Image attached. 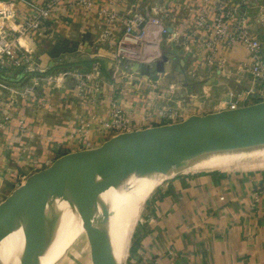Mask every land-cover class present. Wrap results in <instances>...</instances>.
<instances>
[{
    "label": "crops",
    "instance_id": "obj_1",
    "mask_svg": "<svg viewBox=\"0 0 264 264\" xmlns=\"http://www.w3.org/2000/svg\"><path fill=\"white\" fill-rule=\"evenodd\" d=\"M46 1L17 0L15 17L7 29L16 28L33 13L34 6ZM144 4L145 0H95V10L91 13L56 8L52 17L33 33V40L26 44L33 59L32 66L53 74L58 70L88 67L91 60L99 59L108 68L112 44L122 33L125 18L142 9ZM150 6L165 15L168 34L160 41L148 40L143 48L147 56L145 62L152 56L149 51L154 49L170 62L169 70L174 66L181 70L184 78L178 81L179 85L173 80L169 83L175 89L181 88L179 96L192 100L206 94L212 96L213 101H228L229 90L245 91L250 87L259 90L254 87L252 77L237 67L247 55L242 45L220 46L214 63L206 60L203 40L208 30L196 26L193 19L198 8L203 10L205 21L211 23L218 7L237 6L251 20L264 56V22L258 23L256 16L264 13V0H150ZM99 8L116 14L110 35L104 40L100 38L99 27L104 28L106 24L97 14ZM261 19L264 20V14ZM196 52L201 56L195 55ZM219 62L224 65L218 67ZM142 66L148 74L142 73ZM137 69V77L118 78L113 84L109 83L112 86L104 83L103 96L95 103L91 101L89 84L85 94L77 96L73 76L67 77L59 87L38 86L37 93L17 97V102L0 101V115L9 119L0 126V185L3 183L6 191L11 192L30 174L50 165L57 157L79 150L74 137L76 116H104L107 95L111 93L131 112L134 130L150 126L144 120L147 114L151 116L150 124L159 123L157 111H153L154 103L151 106L148 99L170 71L158 74L148 63ZM16 71L9 69L5 76L15 81ZM102 73L105 80L110 81L108 71ZM14 84L23 85L21 81ZM41 101L47 105L37 108ZM216 109L217 104H214L210 112ZM90 139L101 144L104 136L93 133ZM263 176L264 165L243 161L227 169L187 170L170 177L147 200L148 207L145 205L141 226L134 233L125 264H147L153 259L162 264H264V195L255 201L252 194Z\"/></svg>",
    "mask_w": 264,
    "mask_h": 264
},
{
    "label": "built area",
    "instance_id": "obj_2",
    "mask_svg": "<svg viewBox=\"0 0 264 264\" xmlns=\"http://www.w3.org/2000/svg\"><path fill=\"white\" fill-rule=\"evenodd\" d=\"M17 0H0V71L12 69L17 70L22 68L20 81L23 85L17 87L14 83L7 82L0 78V94L7 92L11 96L24 97L37 93L38 86L52 85L59 87L64 80L69 77H75V86L77 96L85 94V87L89 84L92 89L91 101L95 103L103 96L101 91L104 83L112 86L118 78L126 77L138 71L135 65H141L152 62L160 57L157 50L149 51L151 58L145 62L143 48L148 40L154 38L155 41H160L161 37L168 34L167 23L164 20L163 12H159L155 7L150 6V0H145L143 8H139L132 13L131 16L125 18L124 26L121 35L116 38L111 47V58L108 63V68L102 66L100 60L94 61L87 71H79L77 69L58 70L53 74H49L45 68H35L32 66L33 59L28 54L26 44L33 40V33L38 30L43 22L52 17L56 8L62 7L66 10L73 11L82 9L86 13H91L95 10V0H47L42 5L34 6V11L30 16L23 20V22L12 30L7 29V25L15 17V2ZM120 2L121 0H114ZM243 2L245 0H242ZM149 6V10H148ZM212 22L205 21L204 12L197 9L198 13L193 19V23L199 27H206L208 30L205 39L203 40V47L207 51L206 60L213 64V58L220 46L228 48L236 44L242 45L247 51L249 60L241 64V68L248 73L252 80L258 82L262 91L254 90L252 87L245 91L229 90L228 95L230 100L219 102L217 104L218 110L236 109L253 102H248V98L254 96L264 99V56L262 53V45L252 28L247 26L244 12H240L237 6L229 9L217 8ZM154 10V11H153ZM97 14L103 19L106 26L99 27L100 38L104 40L110 35V28L112 27L116 14L107 10L106 8L96 9ZM243 13V14H241ZM131 66H134L133 69ZM108 71L110 81H106L103 76V69ZM139 72V71H138ZM112 83V84H109ZM112 91L114 89H111ZM260 92V94H259ZM258 94V95H257ZM106 100V99H105ZM248 102V103H247ZM47 103L45 101L39 102L36 107H44ZM106 114L100 116L99 114L78 115L76 116V127L74 134L77 137V143L80 149L93 148L99 143L90 136L93 133L103 135L104 140L117 135L119 133L134 130L130 114L127 112L121 103L118 96L111 93L107 95ZM157 115L160 122L156 125L177 122L174 119L176 116L182 115L181 112H168L167 110H158ZM145 122L150 124L151 116L149 114L144 116ZM20 125L23 120H19ZM253 199L257 201L261 195H264V176L253 190ZM147 264H162L158 260H151Z\"/></svg>",
    "mask_w": 264,
    "mask_h": 264
},
{
    "label": "water",
    "instance_id": "obj_3",
    "mask_svg": "<svg viewBox=\"0 0 264 264\" xmlns=\"http://www.w3.org/2000/svg\"><path fill=\"white\" fill-rule=\"evenodd\" d=\"M166 60L165 56L157 60L158 72L163 70ZM21 71L20 67L16 74L20 76ZM144 71L142 66L143 74ZM260 145H264V99L233 110L190 115L177 122L130 130L96 147L65 153L30 174L0 201V247L26 227L42 202L64 191L75 176L76 199L93 263L110 264L87 212L86 175L125 167L123 188L127 190L139 186L143 180L173 177L202 155ZM108 212L105 202L99 220L105 219Z\"/></svg>",
    "mask_w": 264,
    "mask_h": 264
},
{
    "label": "bare ground",
    "instance_id": "obj_4",
    "mask_svg": "<svg viewBox=\"0 0 264 264\" xmlns=\"http://www.w3.org/2000/svg\"><path fill=\"white\" fill-rule=\"evenodd\" d=\"M263 152L264 145L208 153L194 159L190 169L185 171L227 169L239 162L263 158ZM197 162H200V169L194 166ZM124 172L125 167L84 177L85 201L90 220L94 222L99 218L103 204H108L107 217L94 223V227L110 264H122L126 254L125 245L129 248L130 240L126 241L135 221L131 206H136L148 190L166 178L143 180L139 186L125 190ZM125 201L128 204L124 210L115 208ZM80 233L86 232L76 199L75 176H72L64 191L42 202L26 227L0 247V264H54Z\"/></svg>",
    "mask_w": 264,
    "mask_h": 264
},
{
    "label": "rangeland",
    "instance_id": "obj_5",
    "mask_svg": "<svg viewBox=\"0 0 264 264\" xmlns=\"http://www.w3.org/2000/svg\"><path fill=\"white\" fill-rule=\"evenodd\" d=\"M241 14H243V13H241ZM263 14H264L263 12L262 13L259 12L256 15L258 17V23L263 24L264 20L261 19V15H263ZM245 21H246L247 26L252 28V25H251L252 22H251V20H249L248 16H245ZM221 47L226 48L225 46H221ZM225 51H227V49L224 50V52ZM195 55L201 56V54L199 52H196ZM161 58H162V56L158 57L157 60H160ZM176 60H179V59L176 58ZM176 60H175V62H176ZM248 60H249V56H248V53H247V55H246V57H245L243 62H247ZM190 62H192V60H190ZM199 62H200V60H199ZM154 64H156V61L151 63L152 70L158 72L156 70V65H154ZM168 64H170V62L167 63V61H165L163 63V70L161 72H159L158 74L164 73L166 70H169L167 68ZM241 64L238 65L237 67H239L242 72H245L241 68ZM223 65H224L223 62H222V64L220 62L218 63V67L223 66ZM169 71H170L168 73L169 75H166L163 78L164 81L162 80L163 82L160 85H158L157 88H155V90L152 92V94H150V98L148 99V101L151 103V106H152V103H154L153 111H158V110L162 109V110H167L168 112H175V111L181 112L182 115L176 116L174 118L177 121L178 119H182L183 117L186 118V117H188L190 115H203V114H206V113H210V111L213 110L214 104H218L219 102H224L223 100H221V101H218V100L213 101L212 99H214V98L212 96L210 97V96H208L206 94H201L200 96H198L197 98H194L192 100H190V98H186L184 96L183 97L179 96V94H180L179 92H180L181 88L180 89H175V86L172 85V84L169 85V83H171L172 82L171 80H173V81H176L175 83H177V85H179L178 81L183 80V78H184L183 74H181V72H180L181 70L176 69L175 66L171 67ZM158 74L156 75V73H153V75L155 77H157ZM138 75H139L138 71H136V73L132 74V77H137ZM174 75H176L175 78L173 77ZM169 77H172V78L170 79ZM228 86L231 87L230 85H228ZM254 87L259 89L260 91H262V88L258 84V82H255ZM242 90L243 89H240L239 91H242ZM216 91L217 90H215V95L218 96V92H216ZM233 91H235V90H233ZM195 93H197V90L195 91ZM259 94H260V92H259ZM0 97H1L0 101H3V102L6 99L8 101L9 100L13 101V103L17 102V98H14L15 96H13V95L11 96L7 92H2L0 94ZM209 100H211V101H209ZM259 100H260V97L254 96V98H252V99L248 98L247 101L248 102H256V101H259ZM1 113L2 112H0V114ZM3 116L4 115H0V126L5 124L6 120L8 119V117L5 118ZM74 137H75L76 142H77V137L75 136V134H74ZM77 147L79 149L81 148L79 145H77ZM261 154H263V158H257V159H254V160H246V161L255 162L258 165H264V152L261 153ZM260 156H262V155H260ZM194 166L195 167H199V169H200V162L195 163ZM200 170H202V169H200ZM167 179H169V178H167ZM167 179H163L160 183H158L156 186H154L152 188V190H150V191L148 190L146 195L142 199H140L138 201L136 206L135 205L131 206V209H132L131 213L135 215V221H134L133 226L131 227V229L128 232V238H127L126 243L130 240L129 248H128L127 245H125L126 254L124 256L125 260L123 259L122 264L126 263L127 258H128L129 254H130V247H131V244L133 242L134 233L141 226L140 225L141 222H142L141 218L143 217L144 212H145V205H147V207H148V201L147 200L150 198V196L154 192H156L159 189V187L162 184H164V182ZM2 185H3V183L0 186H2ZM8 192H10V191L9 190L6 191V188L4 186H2V188H0V201L5 199V197L7 196ZM127 204L128 203L125 201V202H122L121 204H118L115 208L124 210L125 207L127 206ZM96 220H99V218L95 219L93 223H96ZM98 224L99 223H97L96 225H98ZM127 229H128V227H127ZM54 264H92L90 246H89V243H88V239H87L86 233H80L79 236L74 240V242L72 244H70V246L67 248V250L63 254V256L61 258H59Z\"/></svg>",
    "mask_w": 264,
    "mask_h": 264
},
{
    "label": "trees",
    "instance_id": "obj_6",
    "mask_svg": "<svg viewBox=\"0 0 264 264\" xmlns=\"http://www.w3.org/2000/svg\"><path fill=\"white\" fill-rule=\"evenodd\" d=\"M97 59H94V60H91L90 61V63L88 64L89 66L88 67H82L81 69H78L79 71H87V70H89V68L91 67V65H92V63L94 62V61H96ZM85 62V61H84ZM100 63H102V61L100 60ZM102 66H103V63H102ZM103 71H105L104 69H103ZM47 72H48V70H47ZM144 73L145 74H148L147 73V71L145 70L144 71ZM109 77V76H108ZM0 78L1 79H3V80H6L7 82H10V83H15V82H18V81H20V79H21V75L20 76H16V80L15 81H11L10 79H8L7 78V76H5L4 74H3V71H0Z\"/></svg>",
    "mask_w": 264,
    "mask_h": 264
}]
</instances>
